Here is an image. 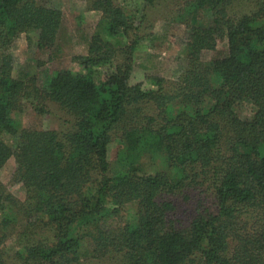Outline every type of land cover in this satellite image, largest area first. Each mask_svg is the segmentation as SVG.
<instances>
[{"label":"trees","instance_id":"1","mask_svg":"<svg viewBox=\"0 0 264 264\" xmlns=\"http://www.w3.org/2000/svg\"><path fill=\"white\" fill-rule=\"evenodd\" d=\"M79 1L101 14L73 58L81 71L36 87L12 76L10 48L21 34L54 48L62 12L0 0V133L16 139H0V171L13 158L25 192L20 201L0 182V264H264V0H178L184 65L173 82L137 84L138 33L161 0L132 14L117 0ZM221 41L227 54L203 61ZM22 102L38 114L57 105L72 128H22ZM113 140L123 152L112 169Z\"/></svg>","mask_w":264,"mask_h":264},{"label":"rangeland","instance_id":"2","mask_svg":"<svg viewBox=\"0 0 264 264\" xmlns=\"http://www.w3.org/2000/svg\"><path fill=\"white\" fill-rule=\"evenodd\" d=\"M127 14H132L140 8V0H117ZM178 0H161L154 7L146 10L147 21L139 30L143 36L136 51L133 54V66L130 83L137 84L144 81L146 75H155L173 82L177 79L184 65L183 47L181 39L185 27L179 21H174L178 14ZM47 5L62 12L63 21L58 35L57 44L48 51H39L36 47V37L31 35L29 43L25 34L19 38L10 48L14 65L12 76L20 79H35L36 87L45 86L46 82L59 70L69 69L73 72L81 71L74 57L86 55L87 43L95 32L101 29L98 26L101 14L87 11L85 4L79 0H47ZM204 19V18H202ZM207 21V18H205ZM133 39V38H131ZM227 54L225 41L218 43L213 52L203 55V61L208 62L214 58ZM102 78V77H101ZM21 112L14 113L13 117L25 129L53 130L57 134H63L72 128V119L60 108L52 103L47 106L48 113L38 114L25 102H22ZM245 104L237 108L239 116L248 117L250 111ZM0 139L14 147L16 139L7 134L0 133ZM123 149L117 140H113L108 148V160L113 169L116 159L122 154ZM16 165L13 158L0 171V182L16 199H25L24 190L12 184L11 177ZM197 196L202 194L196 192ZM202 198V196H201ZM205 207L211 206L209 197L202 200ZM6 251L10 254L16 250L15 237H10L6 243ZM89 251L83 249L81 260L89 261Z\"/></svg>","mask_w":264,"mask_h":264}]
</instances>
